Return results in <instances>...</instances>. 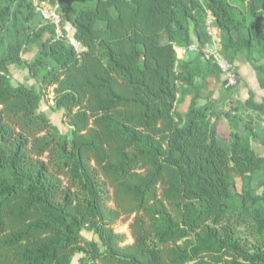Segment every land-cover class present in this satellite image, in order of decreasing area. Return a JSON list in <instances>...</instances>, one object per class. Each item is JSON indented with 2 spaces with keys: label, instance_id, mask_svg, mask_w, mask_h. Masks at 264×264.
Segmentation results:
<instances>
[{
  "label": "trees",
  "instance_id": "trees-1",
  "mask_svg": "<svg viewBox=\"0 0 264 264\" xmlns=\"http://www.w3.org/2000/svg\"><path fill=\"white\" fill-rule=\"evenodd\" d=\"M210 12L223 55L247 59L264 87V0H0V264H72L76 254L93 264H264V156L252 144L261 135L248 121L222 143L212 119L221 101L199 103L220 71L175 48L209 40ZM12 67L40 90L13 85ZM50 87L65 133L40 109ZM188 94L184 116L177 104ZM126 217L132 243L113 227Z\"/></svg>",
  "mask_w": 264,
  "mask_h": 264
},
{
  "label": "rangeland",
  "instance_id": "rangeland-1",
  "mask_svg": "<svg viewBox=\"0 0 264 264\" xmlns=\"http://www.w3.org/2000/svg\"><path fill=\"white\" fill-rule=\"evenodd\" d=\"M43 10L45 11H51L54 10L55 7L42 3ZM71 33V31H70ZM72 34V33H71ZM70 40L73 41V39L70 37ZM36 55V51H27L24 53V58L26 59H33L34 56ZM181 57V52L178 51V57ZM204 59V57H203ZM206 60V59H204ZM207 61V60H206ZM213 63V62H212ZM264 65V64H263ZM11 82L13 85H18L19 82H25L29 85L34 84L38 90H40V81L37 77L32 76L31 74L28 73L27 69L23 68H17V67H12L11 68ZM221 73V72H220ZM230 89L229 91H231ZM228 91V92H229ZM55 93H54V87H50L48 90L43 92V97L41 101V106L40 109L47 113V115L50 117L51 121L55 124V126L58 127L59 131L61 133H65L69 130V125L64 118L63 111H59L58 109L56 110L54 108V98ZM202 103V102H201ZM200 103V104H201ZM205 104V103H204ZM234 103L231 104V107L229 105L226 106H221L222 104H219L217 107H215L216 112L220 113V118L218 120H215L214 118L213 121L216 122V125L218 127V132L219 136L222 140V143L229 148L230 144V134H231V127H236V125L243 126L245 122L251 121L253 126L255 127V130L258 131L261 135V138H259L256 141H253V148L256 150V152L262 156H264V143L261 140H264V117L261 115L260 110H247L243 105H236L235 108ZM180 109H177L178 111L182 112L183 107L182 105H179ZM235 111L236 113L241 114L242 119L239 121L236 120H231V118L226 119L227 117H224V114L226 111ZM183 113V112H182ZM184 114V113H183ZM262 172H257L254 177H253V187L255 188L256 193H261L262 189L259 188V182L262 180ZM242 178L240 175H234V189L235 190H241L242 188ZM132 217H126L123 218L122 220L118 221L113 225L114 229L116 232L124 233L126 234V242L125 243H132L133 242V237L131 235V231L129 228V224L131 222ZM83 236L85 239L89 240H97L99 243L100 239L99 236L96 235L93 231L84 229L83 230ZM242 234L247 237V232L243 231ZM250 239V237H249ZM84 256L82 254H76L73 257L72 264H93L91 261H84Z\"/></svg>",
  "mask_w": 264,
  "mask_h": 264
},
{
  "label": "crops",
  "instance_id": "crops-1",
  "mask_svg": "<svg viewBox=\"0 0 264 264\" xmlns=\"http://www.w3.org/2000/svg\"><path fill=\"white\" fill-rule=\"evenodd\" d=\"M235 62L238 67L239 83L232 91L227 93L226 99L222 100L224 93L225 77L223 74L219 73L207 76L202 93V99L199 100V103L202 102L201 104H204L214 99L216 101H221L217 104V106L219 104H222L221 106L229 105L231 107V104L234 103V107L235 104L243 105L249 111H252L254 109L248 107L246 105V101L253 100L259 104L264 103V87L261 85L260 82V72L256 70V68L247 59L243 57L237 59V61ZM262 62L264 63V60ZM193 96L194 94H188L183 98V100H180L177 104V109H180L179 105H182L183 107L182 112L184 114L179 111L182 115L185 116L188 113ZM261 115L262 117H264V112H261ZM261 141L264 142L263 139Z\"/></svg>",
  "mask_w": 264,
  "mask_h": 264
},
{
  "label": "built area",
  "instance_id": "built-area-1",
  "mask_svg": "<svg viewBox=\"0 0 264 264\" xmlns=\"http://www.w3.org/2000/svg\"><path fill=\"white\" fill-rule=\"evenodd\" d=\"M38 8L43 12V15L46 18L53 19V21L56 22V24L58 25L59 36H64V32L63 30H61L60 27L61 17L56 12V9L51 11H45L43 10L42 6ZM64 28L67 31V36L73 39L72 43L79 49L80 44L75 39V27L70 22H67L64 25ZM206 29L210 36L208 41H206L202 45L198 42H194L185 47L175 46L177 54L178 51L181 52V57L183 58L184 56H186L188 51L200 52L204 59L213 62L217 66L221 74L224 75L225 87L235 88L239 83L238 67L236 62L229 60L222 53L221 31L218 24L216 23V17L211 12L209 13V16L206 20ZM70 31L72 34L70 33Z\"/></svg>",
  "mask_w": 264,
  "mask_h": 264
}]
</instances>
